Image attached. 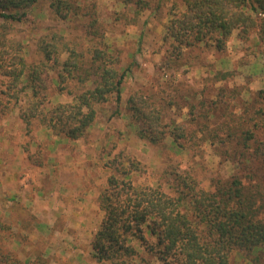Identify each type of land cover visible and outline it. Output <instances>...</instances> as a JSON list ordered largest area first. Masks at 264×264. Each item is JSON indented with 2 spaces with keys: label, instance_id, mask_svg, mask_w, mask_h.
Here are the masks:
<instances>
[{
  "label": "rangeland",
  "instance_id": "obj_1",
  "mask_svg": "<svg viewBox=\"0 0 264 264\" xmlns=\"http://www.w3.org/2000/svg\"><path fill=\"white\" fill-rule=\"evenodd\" d=\"M52 1L36 0L17 22L0 18V30L22 45L26 66L39 67L31 84L45 107L73 103L94 87L59 77L70 61L67 45L83 54L85 65L94 48H108L112 66L126 73L120 101L112 96L97 104L92 126L78 139L56 135L36 118L22 121L25 97L15 104L0 85V264H102L91 248L104 218L98 197L108 177L123 179L124 170L133 185L171 196L176 174L206 192L238 179L264 222V40L258 29L246 25V33L233 30L222 49L199 43L174 57L167 26L185 11L184 0H70L65 19ZM91 23L95 37L88 34ZM53 34L63 39L53 42L55 63L38 49ZM132 96L161 109L167 130L181 134L177 143L168 134L156 144L141 137L128 109ZM135 247L130 264H161ZM229 264H264V249L233 250Z\"/></svg>",
  "mask_w": 264,
  "mask_h": 264
},
{
  "label": "trees",
  "instance_id": "obj_2",
  "mask_svg": "<svg viewBox=\"0 0 264 264\" xmlns=\"http://www.w3.org/2000/svg\"><path fill=\"white\" fill-rule=\"evenodd\" d=\"M36 0H0V18L4 22L20 21ZM53 7L61 19L72 8L70 0H53ZM185 11L172 18L166 38L171 40L172 56L184 48L213 42L222 49L233 30L246 33V25L257 28L264 35V0H184ZM96 23V22H93ZM93 23L88 34L96 36ZM242 27V28H240ZM96 30V33H95ZM56 34L51 43L38 47L46 60L57 61V46L62 41ZM63 51L70 61L65 63L63 76L78 82H94V87L75 97L73 103L45 107L44 98L32 86L39 80V67L26 66L23 47L8 39L0 30L1 93L18 104L23 99L25 111L20 119L41 123L68 139H78L92 126L96 105L110 97L120 101L121 86L126 70L115 69L111 51L100 46L90 51L85 65L83 54L67 45ZM62 52V51H61ZM31 89V94H23ZM264 99V89L260 91ZM23 103V102H22ZM131 117L140 124V135L152 144L167 134L177 143L181 134L167 130L162 112L144 96L128 100ZM121 174L126 178L129 172ZM177 186L174 195L159 187L136 186L129 180L110 176L98 200L104 212L91 240L93 258L102 264H130L138 250L151 254L161 264H229L233 250L251 252L264 249V222L257 219V211L242 192L241 182L233 179L213 192L200 188L189 176L174 175Z\"/></svg>",
  "mask_w": 264,
  "mask_h": 264
}]
</instances>
